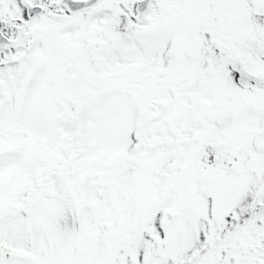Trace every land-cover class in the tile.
Wrapping results in <instances>:
<instances>
[{"label": "snow or ice", "instance_id": "obj_1", "mask_svg": "<svg viewBox=\"0 0 264 264\" xmlns=\"http://www.w3.org/2000/svg\"><path fill=\"white\" fill-rule=\"evenodd\" d=\"M0 264H264V0H0Z\"/></svg>", "mask_w": 264, "mask_h": 264}]
</instances>
